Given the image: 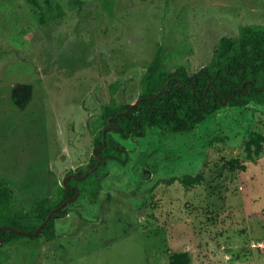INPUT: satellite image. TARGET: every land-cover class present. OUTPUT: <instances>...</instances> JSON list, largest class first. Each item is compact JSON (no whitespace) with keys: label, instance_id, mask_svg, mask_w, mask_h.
<instances>
[{"label":"rangeland","instance_id":"rangeland-1","mask_svg":"<svg viewBox=\"0 0 264 264\" xmlns=\"http://www.w3.org/2000/svg\"><path fill=\"white\" fill-rule=\"evenodd\" d=\"M35 1L0 0V180L18 213L62 200L64 179L92 164L107 83L135 103L159 49L168 70L194 74L222 37L264 26V0ZM255 131L264 107L248 104L191 132L132 137L123 162L105 161L96 197L67 203L54 239L4 244L0 264H168L180 250L191 264H264V151H244ZM184 174L203 179L184 186Z\"/></svg>","mask_w":264,"mask_h":264},{"label":"trees","instance_id":"trees-1","mask_svg":"<svg viewBox=\"0 0 264 264\" xmlns=\"http://www.w3.org/2000/svg\"><path fill=\"white\" fill-rule=\"evenodd\" d=\"M37 5L35 0H28ZM142 92L137 103L120 104L115 93L119 82L107 83V92L101 110L93 122L100 128L94 137V159L84 174L83 180L77 175L70 176L64 184L63 199L51 202H37L32 213H18L12 208L14 190L7 181L0 180V228L9 226L18 231L0 229V247L24 237L52 240L56 236L55 219L65 217L69 207L55 210L64 201L75 198L77 193L87 192L94 199L100 187V170L108 159L120 162L123 142L132 137H142L149 129L161 134L185 133L195 130L207 119L225 108L255 104L264 107V26H245L239 37H222L214 51L209 65L194 74L184 67L174 71L163 64V53L159 49L142 77ZM244 151L246 158L253 160L264 151V134L251 132L247 136ZM230 170H246L245 164L236 159L227 161ZM84 174L82 176H84ZM202 174H184L180 181L190 186L202 181ZM84 186L80 187V184ZM96 190H93V186ZM54 210V211H53ZM53 211L41 232L32 236L39 225ZM192 256L186 250L168 254V264H191Z\"/></svg>","mask_w":264,"mask_h":264},{"label":"water","instance_id":"water-1","mask_svg":"<svg viewBox=\"0 0 264 264\" xmlns=\"http://www.w3.org/2000/svg\"><path fill=\"white\" fill-rule=\"evenodd\" d=\"M137 102H138V100H137L135 103H137ZM135 103H134V104H135ZM85 175H86V174H85ZM85 175L82 176L81 178H84ZM73 176L75 177V175H73ZM67 178H68V176L66 177V179H67ZM65 182H66V181H65V179H64L63 183H65ZM77 195H78V193H77ZM75 198H76V197H75ZM75 198H73V199H75ZM70 200H71V199H68V200L64 201V202H63L58 208H56L55 210H59V209L63 208V206H65ZM53 211H54V210H53ZM53 211H51V212L48 214L46 220L43 221V222L39 225V227H38L37 230L32 234V236H36V235H38V234L41 232V230H42V228L44 227V225L46 224V222L50 219V217H51ZM0 229H9V230H12V231L17 232V233H23V234H26L25 232L18 231V230L14 229V228H11V227H9V226H2Z\"/></svg>","mask_w":264,"mask_h":264},{"label":"built area","instance_id":"built-area-1","mask_svg":"<svg viewBox=\"0 0 264 264\" xmlns=\"http://www.w3.org/2000/svg\"><path fill=\"white\" fill-rule=\"evenodd\" d=\"M258 247L264 248V242L263 243H259Z\"/></svg>","mask_w":264,"mask_h":264},{"label":"flooded vegetation","instance_id":"flooded-vegetation-1","mask_svg":"<svg viewBox=\"0 0 264 264\" xmlns=\"http://www.w3.org/2000/svg\"><path fill=\"white\" fill-rule=\"evenodd\" d=\"M72 176H73V175H72ZM73 177H74V176H73ZM75 177H76V176H75ZM75 177H74V178H75ZM63 184H65V183H63Z\"/></svg>","mask_w":264,"mask_h":264}]
</instances>
